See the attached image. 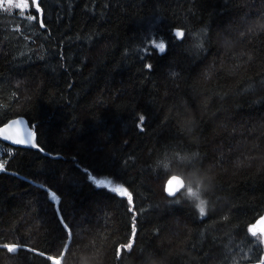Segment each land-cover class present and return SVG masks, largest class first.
<instances>
[{
	"label": "trees",
	"instance_id": "trees-1",
	"mask_svg": "<svg viewBox=\"0 0 264 264\" xmlns=\"http://www.w3.org/2000/svg\"><path fill=\"white\" fill-rule=\"evenodd\" d=\"M26 2L0 6V128L34 135L0 139V264H264V0ZM162 156L213 178L207 216Z\"/></svg>",
	"mask_w": 264,
	"mask_h": 264
},
{
	"label": "clouds",
	"instance_id": "clouds-1",
	"mask_svg": "<svg viewBox=\"0 0 264 264\" xmlns=\"http://www.w3.org/2000/svg\"><path fill=\"white\" fill-rule=\"evenodd\" d=\"M208 29L204 28L193 33V45H197L199 49H203V37L207 34ZM201 154L197 150L186 151L179 153L177 159L183 163H191L193 160H200ZM157 170L172 175L171 161L164 162L163 156L161 160L155 162ZM194 175H189L186 172L177 171L175 174L180 175L183 180V185L171 196L166 194L168 201H175L179 206H187L196 214L197 217L203 218L212 210L210 194L215 190L213 178L208 175L203 169L193 170ZM160 258L154 257L150 264H159ZM80 264H92L89 258L81 261Z\"/></svg>",
	"mask_w": 264,
	"mask_h": 264
},
{
	"label": "water",
	"instance_id": "water-1",
	"mask_svg": "<svg viewBox=\"0 0 264 264\" xmlns=\"http://www.w3.org/2000/svg\"><path fill=\"white\" fill-rule=\"evenodd\" d=\"M0 139L4 144L14 148H28L34 143V135L24 117L18 116L10 119L0 128ZM178 182V183H177ZM183 185V180L177 175L167 178L164 185V194L171 196ZM167 197V196H166ZM252 233L264 235V215L251 227Z\"/></svg>",
	"mask_w": 264,
	"mask_h": 264
},
{
	"label": "snow or ice",
	"instance_id": "snow-or-ice-1",
	"mask_svg": "<svg viewBox=\"0 0 264 264\" xmlns=\"http://www.w3.org/2000/svg\"><path fill=\"white\" fill-rule=\"evenodd\" d=\"M15 7H27V5H14ZM182 35L181 32L177 31L176 32V36L177 37H180ZM153 46L158 49V51L160 53H164L165 52V48H166V45L164 42H159V43H154ZM144 118L141 117V120H143ZM178 183V182H177ZM111 191L115 192V193H118L120 195H126V190L123 189L122 187H113L110 189ZM9 251H12V249L10 248Z\"/></svg>",
	"mask_w": 264,
	"mask_h": 264
},
{
	"label": "rangeland",
	"instance_id": "rangeland-1",
	"mask_svg": "<svg viewBox=\"0 0 264 264\" xmlns=\"http://www.w3.org/2000/svg\"><path fill=\"white\" fill-rule=\"evenodd\" d=\"M4 7H11V8H17L21 10H25L27 7H15L14 5H27L26 0H0V6ZM0 164H1V151H0ZM1 165H0V171H1ZM55 264H58L59 261H54Z\"/></svg>",
	"mask_w": 264,
	"mask_h": 264
}]
</instances>
